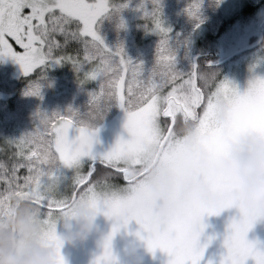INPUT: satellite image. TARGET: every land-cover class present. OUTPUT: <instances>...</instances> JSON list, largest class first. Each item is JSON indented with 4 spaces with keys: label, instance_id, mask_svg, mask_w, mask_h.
Masks as SVG:
<instances>
[{
    "label": "snow or ice",
    "instance_id": "1",
    "mask_svg": "<svg viewBox=\"0 0 264 264\" xmlns=\"http://www.w3.org/2000/svg\"><path fill=\"white\" fill-rule=\"evenodd\" d=\"M151 2L154 7L145 9L144 15L161 38L154 63L145 69L142 61L124 53L122 45L110 48L99 35L97 18L108 12V0H0V56L13 58L29 77L26 95H41L40 81L52 62L71 63L77 72L87 66L81 84L99 80L89 92L85 113L71 106L65 112L38 109L32 130L3 141L0 152L7 151L6 158L0 159V213L9 208L12 197L27 198L40 209L43 233L60 252L61 218L71 216L73 205L86 199L96 214L112 221L99 243L101 251L90 264H118L113 236L127 229L130 221L138 225L134 235L150 252L159 249L167 254V264H201L213 239L200 240L204 218L236 208L238 215L229 217L225 226L218 264H247L249 259L252 264H264V245L247 236L254 223L264 219V210L249 211L232 195L216 203L200 199L197 181L187 172L188 160L175 135L181 123L191 121L215 137L220 126L214 113L221 98L228 124L236 132L264 121V76L254 75L241 92L228 79L217 80L215 72L196 63L187 71L178 69L170 30L162 26L155 7L159 0ZM144 4L141 0L139 7ZM124 6L126 0L119 7ZM111 7L119 11L116 5ZM198 8L193 0L189 14L195 16ZM110 101L125 111L123 126L128 136L118 137L107 151L96 155L92 145L97 128L92 121L103 117ZM70 130L75 134L70 136ZM146 140L159 145L160 158L177 172V183L167 195L145 182L141 145ZM224 147L214 139L216 150ZM83 157H89L87 168ZM62 169L73 170L70 183H65ZM218 181V176L212 177V182ZM59 264H66L63 255Z\"/></svg>",
    "mask_w": 264,
    "mask_h": 264
},
{
    "label": "trees",
    "instance_id": "2",
    "mask_svg": "<svg viewBox=\"0 0 264 264\" xmlns=\"http://www.w3.org/2000/svg\"><path fill=\"white\" fill-rule=\"evenodd\" d=\"M192 2L193 0H159L158 5L155 7L159 8L158 15L162 26L170 30L168 32V36L170 37L169 43L175 52L176 67L182 71L189 70L193 64V58L199 55L202 57L197 58V65L204 70L215 72L216 78L219 80L222 77L220 73L221 69L212 65L214 62L222 60L218 59L216 51V44L219 36L227 32L234 22L255 16L259 8L264 6V0H242L240 9L235 11L232 15H227V13L222 10L223 0H197L199 8L196 9V15L193 16L189 14V6ZM109 3L110 5H116L119 11L111 7L102 18L98 19L96 28L99 35L105 38L107 42L111 43L114 48L118 45H122L124 53L128 57L134 61H142L145 69L150 68L155 61L156 47L161 38L160 33L151 30L154 28V25L149 18L145 17L143 20L136 19L133 24L128 26L126 23V16H130L136 8L137 10L140 8V12L144 13L145 9L153 7L151 5V0H145L144 7H139L141 0H126V6L124 7L119 6L125 4V0H109ZM129 21L131 20L129 19ZM137 25L140 26L138 27ZM261 27L263 29L262 42L259 46L248 51L259 50L264 47V22ZM146 33L151 35H145ZM68 65L70 69L65 72L64 77H61V73L63 74L64 68ZM86 68L87 66H84L81 71H84ZM59 69L58 72L52 73L51 77L46 76V71L44 70V76L40 81L42 85L40 90L41 95L25 94V90L28 86V77L16 85V89L12 92V97L7 96L6 100L10 102H4L6 100L0 101V147L3 146L4 140L18 138L23 133L32 130L37 123L35 114L38 109L48 113L58 111L61 96H63V98L66 97L69 102H77L75 105L69 104V106H72L71 108H75L77 105H85L86 108L83 107L78 110L81 114L87 111L89 100V95L87 93L85 95L78 94L75 96L73 93L70 94L68 91H64L54 97L53 105L51 104L52 106L47 107L42 104H37L38 100L45 99V93L49 90L53 88L56 89L57 87L61 88V85H65V83L68 84L69 81L72 82L74 86L77 85L85 88L92 87L96 89V85L83 86L85 84L80 83L78 75L80 77L81 71L78 73L77 79L71 76L73 73L70 71H74L71 63L62 62ZM109 103L110 106L104 112L102 118L106 115L111 117L119 113H122L121 116H123L125 111L119 107L115 101H110ZM68 108L65 110L62 109V112H65ZM102 118L92 121L93 127L96 128L102 124L103 121H105L101 120ZM184 123L191 125V121H185ZM183 126L186 128L190 127L186 125ZM6 151L0 152V159L6 158ZM2 188L3 181H0V190H2ZM28 203L29 201H26L23 197H12L11 206H9L11 209V213H9V222L5 227L0 228V230H10L9 225L13 210L20 204L17 208V218V216L21 214V211L27 207Z\"/></svg>",
    "mask_w": 264,
    "mask_h": 264
},
{
    "label": "rangeland",
    "instance_id": "3",
    "mask_svg": "<svg viewBox=\"0 0 264 264\" xmlns=\"http://www.w3.org/2000/svg\"><path fill=\"white\" fill-rule=\"evenodd\" d=\"M242 0H223L222 2V10L227 13V15H232L235 11L240 9ZM109 3V0H108ZM110 5V3H109ZM151 5L154 7V5L151 2ZM156 6V5H155ZM153 7H150V9H147L148 11H151ZM111 8V5L109 9ZM107 13V12H106ZM106 13L102 14L98 19L102 18ZM145 18L144 13L140 12L135 9L133 13H131L130 16H126V23L129 25L133 24V22L137 20H143ZM129 19L132 21H129ZM264 22V6L260 7L258 12L255 16L243 20H238L234 22L227 32L222 33L216 44V51L218 55V59L224 60L225 58H228L230 55L234 54L235 52L242 50L244 48L249 47L250 44L256 42V40L259 38L260 35V26ZM138 27L140 25H137ZM137 27V28H138ZM151 35L149 33H146L145 35ZM103 38V37H102ZM263 39V35H262ZM104 43L108 45L110 48L114 47L111 45V43L107 42L105 38H103ZM221 60V61H222ZM220 62V61H219ZM218 62H214L212 65L216 66ZM252 65H255V67H251ZM55 67L59 68V63L52 62L51 65L45 70L46 76L51 77L52 73L55 70ZM218 69H221L222 77L219 80L222 79H228L232 83H234L238 89L242 92L245 90V88L248 85V81L254 76H264V47L255 50V51H246L244 53L239 54L238 56L230 59L225 64L216 66ZM54 69V70H53ZM70 69L69 65L64 68L63 74L61 73V77H64L65 72ZM86 69H84L85 71ZM71 76H73L75 79H77V75L79 72H77L75 69L72 72ZM21 73H23L21 71ZM82 77L83 71L80 72ZM78 75V79L80 78ZM70 83V84H69ZM65 83V85H61L62 87H57L56 89L49 88L47 93H45V99L44 100H38L39 105H45V106H52L53 105V99L56 97L60 92L68 91L70 94H75V96L79 95H85L86 93L89 95V92L94 90V88H85L82 86L73 85L72 82H68V84ZM83 86H95V88L98 87L99 80H89L85 83ZM4 91L0 92V99H5L7 96L9 97L10 91L8 88H4ZM47 91V90H46ZM77 102H69V100L63 96L60 97L59 101V110L62 112V109L65 110L69 107V104H76ZM52 104V105H51ZM66 105V106H65ZM72 107V106H71ZM83 107L86 108V106H76L73 109L80 110ZM120 114H115L111 117L105 116L101 120L103 121L102 124L97 126V131L95 133V138L92 145V152L96 155H99L100 153H103L107 151L117 140L118 137L123 136L127 137L128 132L124 128V121L126 119V113H123V116ZM125 115V116H124ZM100 117L95 118L93 121L98 120ZM214 120L217 122V124L220 126L217 131V133H221L224 130V126L229 130L228 133L232 136V144L237 150H255L253 140L256 141H264V121H258L255 124L248 125L244 127L241 131L236 132L232 126L228 124V116H227V110L226 108L223 109L222 112L216 111L214 113ZM190 126V127H184L183 125ZM191 125H187L184 122L181 123L178 126V129H176V139L177 141L182 145L185 155H189L190 153L193 154L194 158L197 157L198 160H203V152H202V140L204 139H211L217 137L215 134V137L210 136L208 133L203 132L200 130V128L196 125H194L192 122ZM75 134V130H70L69 135L72 136ZM159 145L154 140H146L141 145V156L143 158V162L148 164V167L153 161V158L158 150ZM88 160L89 157H83L82 158V164L84 168H87L88 166ZM219 165L218 163H216ZM147 169V168H145ZM62 171L65 174V183H70L71 177L73 175V170L71 169H62ZM155 172L157 174L158 170L155 169ZM155 174V173H154ZM158 181V180H157ZM158 188L160 191V185L162 186L161 179L158 181ZM216 191H222L220 187L215 188ZM239 191V190H238ZM25 200L29 201L27 198H24ZM11 206V205H10ZM32 211L31 208L28 206L21 211V216L30 213ZM9 213H11L10 207L5 211L0 213V228L5 227L9 222ZM102 214V213H98ZM97 214V215H98ZM102 222L98 224V228L101 229L103 232L107 233L110 231L112 226V221L108 218H106L103 214L101 215ZM65 231V226L63 223H60L58 225V232L62 233ZM44 235V233H43ZM94 236V241L97 240V234L95 232L92 233ZM45 237V236H44ZM43 237V238H44ZM47 240V238L45 239ZM50 243V241H47ZM51 244V243H50ZM52 245V244H51ZM65 246H61V249L63 251H66L64 248ZM60 249V251H61ZM68 249V248H67ZM62 254H65V252H61Z\"/></svg>",
    "mask_w": 264,
    "mask_h": 264
},
{
    "label": "flooded vegetation",
    "instance_id": "4",
    "mask_svg": "<svg viewBox=\"0 0 264 264\" xmlns=\"http://www.w3.org/2000/svg\"><path fill=\"white\" fill-rule=\"evenodd\" d=\"M60 64L61 63H59V66ZM46 69L47 67L45 70ZM59 70L58 67H55L53 73ZM21 71V66L13 58L0 56V92L4 91L6 87L11 93L9 97H12V92L16 89V85L23 79L28 78V76L21 73ZM6 98H1L0 101L6 100ZM4 102L7 103L10 101L6 100ZM224 130L225 131L221 133H217V137H215L225 145L224 149L216 150L214 148L215 138L202 140L203 160L200 161L197 157L194 158L191 153L189 155L187 154V172L197 181L198 192L207 193L209 195L222 194L223 198L232 195L241 203V197L239 195L241 185L232 181V178L223 170L222 165L224 161H230L233 156H243L255 150H237L232 144L233 140L230 133H228L229 130L225 126ZM153 168L158 170L157 174L155 172L156 179L158 181L161 179L163 182L162 186L160 185L161 188L159 191L162 195L166 190L169 177L171 178L173 188L175 187L178 180L177 172L173 166L160 158V154ZM213 176H218L219 181L212 182ZM217 187H220L222 191H216L215 188ZM101 215L102 214H98L95 218V223L97 225L102 222V220H100L102 218ZM234 215H238V210L236 208H228L222 210L218 215L206 216L204 218L206 226L200 240L204 242L209 236H212L213 239L205 248L201 264H207L209 260L212 261V264H218L221 253L224 251L222 240L225 226L229 217ZM137 228L138 225L136 222L130 221L127 229L121 228L113 236L112 248L114 254L118 258V264H123L130 245H135L138 255L142 257V264H167L168 256L165 252L159 249H156L154 253L150 252L144 241L138 239L134 235ZM44 236L45 235H43V237ZM247 236L249 240L258 241L260 245H264V219L257 220L249 230ZM44 239H46V237H44ZM63 246H65L64 248L66 251L61 249L60 252H65V254L62 255L66 260V264H90L93 257L101 251L97 240L94 241V236L92 234L81 243L75 245L65 243ZM247 264H252L251 259H249Z\"/></svg>",
    "mask_w": 264,
    "mask_h": 264
},
{
    "label": "clouds",
    "instance_id": "5",
    "mask_svg": "<svg viewBox=\"0 0 264 264\" xmlns=\"http://www.w3.org/2000/svg\"><path fill=\"white\" fill-rule=\"evenodd\" d=\"M217 104V111L222 112L225 108L223 99H218ZM253 144L255 151L243 156H233L230 161H224L222 166L232 181L241 185V204L249 211H259L264 210V141L253 140ZM144 167L148 168L145 182L153 190L159 191L155 169L149 168L147 163H144ZM172 188L169 177L163 195H167ZM197 194L207 203H216L223 199L222 194ZM27 206L32 211L23 216L18 215L11 221V230H0V264H59L62 253L43 238L44 225L40 209L31 202ZM96 216L86 199L77 201L73 205V214L61 218V223L65 226V231L59 233L62 245L81 243L93 232L97 234L99 244L106 233L95 223ZM123 264H142V257L138 255L135 245L128 247Z\"/></svg>",
    "mask_w": 264,
    "mask_h": 264
},
{
    "label": "water",
    "instance_id": "6",
    "mask_svg": "<svg viewBox=\"0 0 264 264\" xmlns=\"http://www.w3.org/2000/svg\"><path fill=\"white\" fill-rule=\"evenodd\" d=\"M262 35H263V34H262V30H261V34H260V36H259V39H258V41H257L255 44H253V45H251V46H249V47H247V48H244V49H242V50H239V51L235 52L234 54L230 55L228 58H226V59H224V60L218 62V63L216 64V66H220V65H222L223 63H225V62H226L227 60H229L230 58H232V57H234V56H236V55H238V54H240V53H242V52H244V51H247V50H250V49H252V48H254V47H257V46L261 43V41H262ZM199 57H202V56H199V55H198V56L194 57V58H193V63H196L197 58H199ZM196 64H197V63H196ZM159 154H160V147H158V150H157V152H156V154H155V156H154V159H153L151 165L149 166V168H152V167L154 166L155 161H156L157 157L159 156ZM145 170L148 171V168L145 169ZM18 207H19V205H17L16 208L14 209V211H13V214H12V220H11V221H14V220L16 219V210H17ZM10 230H11V229H10Z\"/></svg>",
    "mask_w": 264,
    "mask_h": 264
}]
</instances>
